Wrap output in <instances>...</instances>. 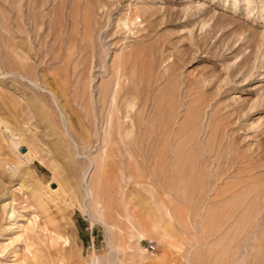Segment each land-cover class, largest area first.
Masks as SVG:
<instances>
[{
    "label": "rangeland",
    "instance_id": "1",
    "mask_svg": "<svg viewBox=\"0 0 264 264\" xmlns=\"http://www.w3.org/2000/svg\"><path fill=\"white\" fill-rule=\"evenodd\" d=\"M0 120V264H264V0H0Z\"/></svg>",
    "mask_w": 264,
    "mask_h": 264
},
{
    "label": "bare ground",
    "instance_id": "2",
    "mask_svg": "<svg viewBox=\"0 0 264 264\" xmlns=\"http://www.w3.org/2000/svg\"><path fill=\"white\" fill-rule=\"evenodd\" d=\"M123 63H124V62H123ZM121 64H122V62L120 63V65H121ZM120 65H119V66H120ZM122 65H123V64H122ZM117 66H118V65H117ZM117 66H116V70H117ZM102 67H103V66H102ZM120 67H121V66H120ZM121 69H122V68H121ZM79 90H80V89H79ZM85 91H86V90H85ZM110 91H111V90H110ZM113 91H114V90H113ZM78 92H79V91H78ZM117 92H118V91H117ZM80 93H81V91H80ZM86 93H87V92H86ZM86 93H85V95H86ZM114 93H115V92H114ZM77 94H78V93H77ZM101 94H104V93H101ZM112 94H113V93H112ZM83 95H84V94H83ZM107 95L109 96V93H108V92H107ZM115 95H117V93L114 94V97H117V96H115ZM105 96H106V94H105ZM77 97H78V96H77ZM80 97H81V95H80ZM82 97H83V99H84V96H82ZM98 98H99V97H98ZM106 98H107V97H106ZM106 98H105V99H106ZM101 99H104V98H102V96H101ZM108 100H109V99H108ZM100 103H101V102H100ZM103 104H105V103L103 102ZM122 114H124V113L122 112ZM120 115H121V114H120ZM115 116H116V114H115ZM116 118H117V117H116ZM124 118H125V117H124ZM111 119H112V116H111ZM118 119H119V118H118ZM114 120H115V119H114ZM122 120H123V119H122ZM131 120H132V119H131ZM128 121H129V120H128ZM134 121H135V120H134ZM0 122H1V120H0ZM118 123H119V121H118ZM124 123H125V122H124ZM135 123H136V122H135ZM130 124H132V121H131ZM125 125H126V124H125ZM126 127L129 128L130 126H127V125H126ZM122 129H123V127H122ZM125 129H126V128H125ZM139 129H140V128H139ZM119 130H120V128H119ZM126 130H127V129H126ZM126 130H125V131H126ZM109 131H110V130H109ZM120 131H121V130H120ZM109 137H110V134H109ZM118 140H119V139H118ZM118 142H119V141H118ZM19 145H20V144H19ZM140 150H141V149H140ZM22 153H25V152H22ZM27 153H29V152H27ZM54 185H55V184H54ZM53 188H55V186H53ZM58 189H59V186H57V188H56V189H53V190H54V191H57ZM5 205H6L5 207H7V206H8V207H9V206L12 207L10 203H7V204H5ZM7 211H8L7 213H9V212H12V214L16 213L14 209H13V210L8 209ZM14 215H15V214H14ZM19 216L25 217V214H21V215H19ZM23 219H24V218H23ZM19 221H20V220H17L16 222L12 223L11 227L15 225V226H18V228H21V230L24 231L25 225H24V223H22V224L20 223V224H19ZM14 228H16V227H14ZM23 237H24V236L21 235L20 238H23ZM27 246H28V245H27ZM111 248H113V247H111Z\"/></svg>",
    "mask_w": 264,
    "mask_h": 264
},
{
    "label": "built area",
    "instance_id": "3",
    "mask_svg": "<svg viewBox=\"0 0 264 264\" xmlns=\"http://www.w3.org/2000/svg\"><path fill=\"white\" fill-rule=\"evenodd\" d=\"M150 249H151V252H154L156 249V246L153 242H150Z\"/></svg>",
    "mask_w": 264,
    "mask_h": 264
},
{
    "label": "water",
    "instance_id": "4",
    "mask_svg": "<svg viewBox=\"0 0 264 264\" xmlns=\"http://www.w3.org/2000/svg\"><path fill=\"white\" fill-rule=\"evenodd\" d=\"M22 151L25 152V148H22ZM55 186V185H54Z\"/></svg>",
    "mask_w": 264,
    "mask_h": 264
}]
</instances>
